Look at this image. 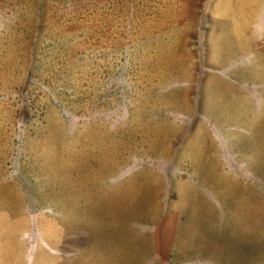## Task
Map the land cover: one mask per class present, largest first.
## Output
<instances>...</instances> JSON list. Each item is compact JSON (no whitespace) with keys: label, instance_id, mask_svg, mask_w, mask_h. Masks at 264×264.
I'll return each instance as SVG.
<instances>
[{"label":"rangeland","instance_id":"1","mask_svg":"<svg viewBox=\"0 0 264 264\" xmlns=\"http://www.w3.org/2000/svg\"><path fill=\"white\" fill-rule=\"evenodd\" d=\"M0 264H264V0H0Z\"/></svg>","mask_w":264,"mask_h":264}]
</instances>
